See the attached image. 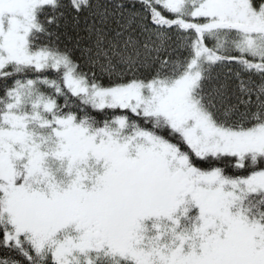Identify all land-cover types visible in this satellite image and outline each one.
Wrapping results in <instances>:
<instances>
[{"label": "snow or ice", "instance_id": "1", "mask_svg": "<svg viewBox=\"0 0 264 264\" xmlns=\"http://www.w3.org/2000/svg\"><path fill=\"white\" fill-rule=\"evenodd\" d=\"M0 264H264V0H0Z\"/></svg>", "mask_w": 264, "mask_h": 264}]
</instances>
